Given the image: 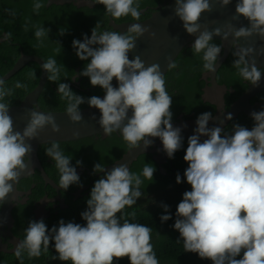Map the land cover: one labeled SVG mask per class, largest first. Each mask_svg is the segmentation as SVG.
<instances>
[{
	"label": "clouds",
	"instance_id": "1",
	"mask_svg": "<svg viewBox=\"0 0 264 264\" xmlns=\"http://www.w3.org/2000/svg\"><path fill=\"white\" fill-rule=\"evenodd\" d=\"M218 2L225 7L231 0ZM93 3L103 5L113 20L131 16L134 21H140L142 15L140 0H93ZM44 6L41 0H34V13L39 14ZM206 11H212L210 0H175L174 13L183 22L186 32L190 35L200 32L191 46L193 53L202 54L204 72H214L221 43L217 45L210 41L217 40L213 35H219L221 29L209 31L204 27L200 31V17ZM240 16L249 26L237 29L228 25L225 38L232 33L236 42L241 37L253 35L264 39V0H237L233 18ZM33 27L38 46H43L51 29L41 25ZM98 27L96 24L92 28L90 36L83 34L82 40L72 41L75 55L81 61L90 60L72 81L80 76L88 77L92 86H99L104 91L103 99L98 95L87 98L78 95L68 83L59 82L62 69L55 58L50 57L41 64L47 80L59 82L57 91L61 100L66 101L65 113L72 122H80L83 119L80 105L87 102L89 107L100 110L98 123L106 137L119 132L131 149L141 145L146 149L153 145L152 138H159L167 157L174 159L175 153L183 147L181 130L187 124L173 126V96L166 90L160 65L153 63L145 67L138 55L129 59L137 38L149 29L140 23L130 24L124 32H99ZM64 33L60 31V35ZM10 37L11 33H7L4 39ZM61 49H57V53ZM254 51L252 47L241 46L233 53L238 59L232 66L243 80L259 87L262 68L254 59H248ZM176 66L174 62L168 64L169 69ZM64 75L66 77V73ZM29 77L35 78L34 70L29 72ZM113 78L117 86H113ZM5 85V80L0 79V205L7 201L13 192V184H18L22 173L29 176L33 173L27 163L33 152L28 141L35 139L46 126H51L54 132L59 131L52 113L45 114L35 107L28 110L30 119L23 130H15L9 115L11 101L5 100L13 95V89ZM14 87L25 88L26 85L17 81ZM250 115L254 121L251 128L234 122L231 132H225L218 125L208 127L209 121L213 120L212 112L199 114L193 134L187 137L183 159L188 166L183 178L179 172L175 177L177 184L186 182L191 186L190 191L182 194L176 207L172 225L179 232L176 242L183 241L184 252L195 253L212 264H264V110L252 111ZM92 117L96 118L94 114ZM225 118L233 120L231 113ZM202 137L206 138L202 140ZM45 154L55 162L60 190L67 191L70 185L83 187L80 172L76 170V166L83 165L82 160H76V166H73L72 157L66 156L55 140L45 149ZM155 171V167L148 164L137 174L125 163L106 169L104 164L97 162L92 172L102 175L94 181L86 200L87 207L80 213L85 223L65 222L61 218L58 224L49 228L43 218L29 220L25 235L12 234L5 226L7 229L1 231L6 234L1 233L0 239L4 236L10 244L13 239L19 240L15 248L12 244L9 249L14 248L12 253L19 264H24V253L29 259L38 258L42 252H48L50 246L56 252L52 260L70 261L71 264H117L124 257H128L130 264H160L151 243L152 228L129 222L126 217L131 216L134 220L136 214L124 212L126 206H133L143 196L141 176L153 180ZM12 199L14 202L18 197ZM160 206L164 209L160 215L163 224L172 219L173 214L168 204L161 203ZM8 243L1 240L2 245L8 246Z\"/></svg>",
	"mask_w": 264,
	"mask_h": 264
},
{
	"label": "trees",
	"instance_id": "2",
	"mask_svg": "<svg viewBox=\"0 0 264 264\" xmlns=\"http://www.w3.org/2000/svg\"><path fill=\"white\" fill-rule=\"evenodd\" d=\"M41 2L45 6L39 10V14H36L33 11L34 0H0V77L12 68L22 50L26 54H37L45 61L50 57L55 58L62 69L61 81L59 82L68 83L76 94L86 98L92 95L101 96L104 91L99 86L96 88L92 86L88 77L80 76L77 80L78 83L76 80L72 81L80 72L79 65L83 69L86 63H81V60L75 55L74 49H71V44L73 39H78L82 35L78 31L77 26L83 30L86 28L87 23L90 25L95 24V26L100 23L107 24L108 15L104 6L97 4L95 8L77 7L73 3L47 6V0H41ZM142 4L143 2L141 1L140 5ZM125 20L126 17H122L116 21L123 22ZM25 25H27V30H25ZM33 25H41L51 29L48 37L44 39L43 46H38ZM60 31H65V33L60 35ZM7 33H11V37L5 40L4 36ZM210 43L220 45L218 40H211ZM57 49H61V51L57 53ZM234 52L235 50L233 49L227 60L219 68L216 76L219 83L234 88L233 93L228 91L225 95L227 108L241 96L249 85L247 81L237 74V70L232 66V62L238 59L237 56L233 55ZM174 63L177 66L170 68L165 78V81H168V86H171L167 87L166 90L171 93L169 95L173 96L171 106V111L173 112L172 123L176 122L180 115L183 114V119H187L188 115L190 117L191 114H194L193 118L196 119L199 114L206 111H210L214 115L216 106L202 99L203 87L205 86V81L202 79L205 71L203 69L202 54H194L191 47L184 48ZM177 67L180 68L178 71L176 70ZM33 70L35 71V78H30L29 72ZM40 75L41 69L37 63L30 62L25 65L14 76L5 81V87L13 89V95L6 97L5 100L11 101V106L17 104L35 88ZM17 81L26 85V87L15 88L14 85ZM57 83L47 80L39 98V105L43 110H66V101L60 98V94L57 91ZM263 100L264 92L252 98L251 102ZM86 107H88L87 102L80 105V109ZM234 122L248 128H251L254 123L251 117L241 113L228 123L224 128L225 132H231ZM59 145L66 156L72 157L71 164L73 166H76V160H82V166L89 167L91 171L95 163L100 162L107 167L119 160L130 149L119 132H114L106 138L90 136L77 141L59 142ZM50 146L51 144L40 146V153H43L44 149ZM186 148L187 140H183V147L175 153V157L172 159L173 164H162L160 166L154 159V153H146L139 156L132 163L130 169L137 174L142 173L145 164L156 169L153 180H148L141 176L143 180L141 185L143 196L133 206H126L124 212H135L134 220L131 216L126 217L129 222L143 224L152 228L151 243L154 246V251L160 264H212L210 260L201 259L195 253L184 252L183 241L176 242L179 238V232L172 227L175 221L176 207L182 200V194L186 190H191V186L188 183L177 184L175 180L177 172L183 178L184 170L188 166L183 159ZM39 156L47 172L52 174L53 178L59 182L60 176L57 168L50 169L51 163L46 161V157L41 154ZM161 167L165 169V174L161 172ZM173 168H175L174 171ZM83 173L87 176V171H83ZM53 174L56 176L54 177ZM82 182L86 183L85 180H82ZM76 187V185H70L68 189ZM41 191L43 190L41 189ZM161 203L168 204L170 206L169 211L173 214V218L163 224L160 221V215L164 212V209L160 206ZM74 204L64 211L66 213L75 211L76 217L71 221L81 224L85 223L80 216V212L77 211L78 203L75 202ZM80 205H86L84 200H81ZM43 219L48 227L51 228L53 225L58 224L61 217L51 215ZM29 220L37 219L29 213V216L21 222L22 227H27ZM53 255H56V252L51 246L48 252H42L38 258L29 259L27 253H24V264H71L70 261L52 260L51 257ZM0 264H19V261L13 253L0 252ZM117 264H130V261L128 257H124Z\"/></svg>",
	"mask_w": 264,
	"mask_h": 264
},
{
	"label": "water",
	"instance_id": "3",
	"mask_svg": "<svg viewBox=\"0 0 264 264\" xmlns=\"http://www.w3.org/2000/svg\"><path fill=\"white\" fill-rule=\"evenodd\" d=\"M237 0H231V3L225 7H221L218 0H210L212 4L211 12H203L200 17V23L202 25L200 31H203L204 27H207L209 31L220 28L221 32L219 35H213V39H217L221 43V52L218 54L217 64L215 65L216 71L214 72H204L202 79L205 81V86L203 87L202 99L205 102H210L216 106V112L213 115V120L209 121L208 127H213L214 125L221 126L225 128L231 120H227L225 117L228 113H231L233 118H237L241 113L246 114L251 117L250 113L252 111L264 110V100L251 102L259 93L264 92V39L258 35H253L248 38L241 37L239 42H236L234 34L229 33L225 38L224 33L228 32V25H232L234 28H239L241 26H249L248 21L242 16L234 19L235 15V5ZM73 3L77 7H89L93 8L96 6L93 0H47V6L51 4H66ZM175 0H166L158 6V9L150 15L149 18L144 21H127L123 23H117L112 18L109 21V25L116 31L124 32L127 27L132 23H140L143 27L149 29L141 37L136 40V47L133 51L129 52V59H133L135 56H140L141 60L144 61L145 67L157 63L160 65L161 72L166 76L170 62H175V60L180 55L181 51L185 47H191L195 39L199 36L198 31L195 35H190L183 28V22L174 13ZM150 33H155V35H150ZM241 46L252 47L255 49L254 53L248 59H254L258 66L262 68V80L259 87H254L248 85L246 90L237 98L229 108L226 107L225 95L228 91L234 92V88L228 87L226 84H221L217 81L216 75L224 63L229 53L234 49L235 52L239 51ZM261 53L257 55V53ZM45 60L33 54H26L21 50V54L13 64L12 68L7 71L0 79L5 81L14 76L18 71H20L25 65L30 62H35L40 66L41 75L40 79L33 90H31L18 105L10 106L9 115L13 119V125L15 130L22 131L25 125L30 119L28 115V110L35 107L37 111L44 112L45 114L51 112L55 117L56 123L59 125V131H52L51 126H46L43 130L39 131L38 136L28 141L32 144L33 152L30 154L31 159L28 163L29 168H33V172L38 169L44 181L47 184L57 187V184L49 175L44 171V168L40 162L38 149L41 144L49 143L53 140L58 142H70L77 141L86 137L95 136L106 138L100 127L98 120L101 115L100 110L95 107L82 108L81 113L83 119L80 122H72L65 111H46L43 110L39 104L38 99L43 92V89L47 82L46 72L41 68V64ZM113 86H117L115 78H113ZM105 93H103L100 98H104ZM93 114L95 119H93ZM194 114H191L187 119H183L180 115L179 119L173 123V126H182L187 124L186 128H182L181 135L187 140V137L193 134V129L196 127V119L193 118ZM77 133V135H74ZM202 137L201 139H205ZM154 143L148 148H144L143 145L135 148L129 149L119 160L115 163L105 167L110 169L117 163H125L131 169L132 163L138 159L142 154L150 153L155 154L154 159L158 165H162L167 160V155L163 151V145L159 138H152ZM80 168L77 169L80 172ZM161 172L166 173L165 169L161 167ZM29 175L27 173H22L19 181L21 179L27 178ZM19 183V182H18ZM18 185V184H17ZM16 184H13V192L9 194L7 201L2 205V211L0 213V219L3 220L1 223V229L6 226L10 229L13 226L14 218L12 216L13 207L15 201L13 202L12 197L16 196L18 199L16 201L24 203L25 200H19L22 196L21 192L18 191ZM35 185H32L31 189ZM30 189V190H31ZM29 190V191H30ZM63 202V200H62ZM36 219H40L37 217ZM6 234L4 231L0 230V234ZM18 239H13L11 244L15 245L18 243ZM7 246L1 244L0 239V250L4 252L12 253L14 248L11 250H6Z\"/></svg>",
	"mask_w": 264,
	"mask_h": 264
},
{
	"label": "flooded vegetation",
	"instance_id": "4",
	"mask_svg": "<svg viewBox=\"0 0 264 264\" xmlns=\"http://www.w3.org/2000/svg\"><path fill=\"white\" fill-rule=\"evenodd\" d=\"M141 1L143 2V4L141 5V8H140V10L142 12L140 21H144L145 19L149 18L150 15H152V13L158 9V6L166 0H140V2ZM95 7H93V8H95ZM110 19H111V17L108 16V20H107L108 22L106 25H105V23L99 24V27H98L99 32H103L105 30L115 31L109 25ZM127 21H134V20L131 18V16H128V17H126V20L123 22H127ZM123 22H117V23H123ZM93 27H95V24L90 25L89 23H87L86 28L83 30L80 29L79 26H77L78 31H80V33L82 34L80 36V38L78 37V39L82 40L83 34H87L88 36H90L91 30ZM93 47H95V45ZM71 49H73L72 44H71ZM33 55H37V54H33ZM88 62H90V60L89 61H81V63H83V64L84 63L87 64ZM79 66H80L79 70L81 71L82 66L81 65H79ZM179 69H180L179 67L176 68L177 71ZM167 74H168V72H167ZM165 78H166V76H165ZM77 83H78V81H77ZM165 86H166V88L171 87V86H168V81H166ZM94 87L96 88L98 86H94ZM168 94H171V93L168 92ZM40 97H41V95H40ZM20 102H21V100L17 104H14V105H18ZM38 104H39V99H38ZM181 114H183V113H181ZM188 117H189V115H188ZM48 144H51V142L41 144L40 146H42V145L47 146ZM40 146L38 149V155L41 154L43 157H46V161L48 163H51L50 169L56 168L55 164H53L54 161L45 154V149L47 147L44 149L43 153H40V151H41ZM39 159H40V156H39ZM42 159H44V158H42ZM40 162L42 164L41 160H40ZM167 164L168 165L173 164V160L168 158L166 163H163V165H167ZM42 166L44 168V171L57 184V187H53L52 185L47 184L44 181V178L38 169H36L32 173V175H30L29 177L21 179L19 181L17 188H18V191L21 192V194H22V196L19 197V200H25V202L22 203V202L15 201V205H14L13 211H12V216L14 218V222H13V226L10 228V231L12 234L16 233L18 235H22L24 233V229L26 227L25 226L22 227L21 222L29 216V213L32 214L33 217H35V218H37V217L48 218L51 215H58L59 217L63 218L65 220V222L71 221L76 216L75 211H71V212L69 211L66 213L64 210L68 209L72 205H75L74 203L77 202L78 203L77 204V206H78L77 211H79L80 213L82 211H84L86 209L87 205L81 206L80 205L81 200H84V203L86 204V200L90 196V190H91L92 186L94 185V181L97 180L98 178H100V176L102 175L101 173L93 174V172L89 169V167L79 166L76 168V170L78 168L81 169L80 175H79L81 178V182H82V180H85L86 183L82 182L83 187L77 186L76 188L68 189L67 191H63V190L59 189L58 182L56 181L55 178H53L52 174H49L47 172V170L43 164H42ZM174 169L175 168H173V171H174ZM83 171H87V173H86L87 176H85ZM53 175H54V177L56 176L55 174H53ZM83 178H85V179H83ZM32 185H35V186L31 189ZM41 189L43 191H41ZM62 200L64 202H62ZM1 211H2V205H0V213H1ZM3 229L6 230L7 228L4 226ZM0 230H1V223H0ZM1 240L3 243H8V238H6L4 236L1 237ZM12 247H13L12 244L8 243L6 250L8 251Z\"/></svg>",
	"mask_w": 264,
	"mask_h": 264
}]
</instances>
